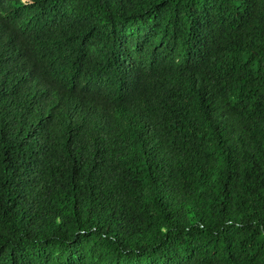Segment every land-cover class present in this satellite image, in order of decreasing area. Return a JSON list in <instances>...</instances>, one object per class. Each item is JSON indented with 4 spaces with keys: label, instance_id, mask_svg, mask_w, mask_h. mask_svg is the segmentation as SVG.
I'll list each match as a JSON object with an SVG mask.
<instances>
[{
    "label": "trees",
    "instance_id": "trees-1",
    "mask_svg": "<svg viewBox=\"0 0 264 264\" xmlns=\"http://www.w3.org/2000/svg\"><path fill=\"white\" fill-rule=\"evenodd\" d=\"M0 264H264V0H0Z\"/></svg>",
    "mask_w": 264,
    "mask_h": 264
}]
</instances>
